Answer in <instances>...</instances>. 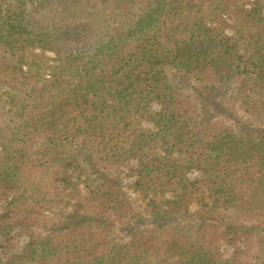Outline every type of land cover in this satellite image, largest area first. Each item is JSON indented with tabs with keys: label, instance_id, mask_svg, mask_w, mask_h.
<instances>
[{
	"label": "trees",
	"instance_id": "trees-1",
	"mask_svg": "<svg viewBox=\"0 0 264 264\" xmlns=\"http://www.w3.org/2000/svg\"><path fill=\"white\" fill-rule=\"evenodd\" d=\"M0 204L3 264H264V0H0Z\"/></svg>",
	"mask_w": 264,
	"mask_h": 264
},
{
	"label": "rangeland",
	"instance_id": "rangeland-1",
	"mask_svg": "<svg viewBox=\"0 0 264 264\" xmlns=\"http://www.w3.org/2000/svg\"><path fill=\"white\" fill-rule=\"evenodd\" d=\"M252 1L253 0H242V1L238 0V3L240 5L242 2H244V7L246 9H249L250 3ZM223 18L227 20L226 15H224ZM71 46L76 47L77 44L75 42L74 43L72 42ZM33 55H40V57L36 58L37 60L35 59L36 63H32L34 62L33 58L31 60L29 59L28 64H24L22 69L24 71H27L29 69L33 75L35 76L42 75L44 79H48L49 70L46 67L52 65L51 59L53 58V54L50 52L41 54L39 51H35ZM41 55H43V57ZM41 58L42 60H40ZM229 102H230L229 94H227L224 97V100L222 101V103L224 105H230ZM144 126L149 127V125H144ZM121 173L122 174H120V180H121L122 189L130 198L131 202L133 203L134 209L140 212V207H141L142 202H141L140 197L136 195L131 189L132 184H133V179L124 175L126 173L125 170H122ZM188 177L189 179L194 180L198 178V175L197 173L192 172L188 175ZM57 212H58L57 210L51 211V210L44 209L42 213V217L47 218V221H51L54 218V215L57 214ZM0 213H1V204H0ZM10 237L11 239L8 242V245L6 246V249H8L9 251L8 253L11 255H18L21 252V250L24 248V246L28 243L29 238L26 234L19 233L18 229H14ZM4 244H5L4 237L0 235V264H3L5 262V256L3 254V251L1 250V247H3ZM223 254L225 257H227L230 254V251L226 249L223 251Z\"/></svg>",
	"mask_w": 264,
	"mask_h": 264
}]
</instances>
